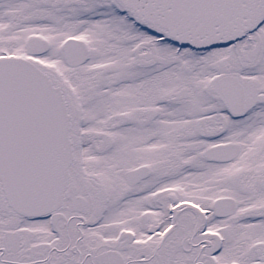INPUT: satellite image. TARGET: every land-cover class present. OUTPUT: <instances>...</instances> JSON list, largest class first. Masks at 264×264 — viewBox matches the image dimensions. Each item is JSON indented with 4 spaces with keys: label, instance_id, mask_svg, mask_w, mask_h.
I'll list each match as a JSON object with an SVG mask.
<instances>
[{
    "label": "snow or ice",
    "instance_id": "snow-or-ice-1",
    "mask_svg": "<svg viewBox=\"0 0 264 264\" xmlns=\"http://www.w3.org/2000/svg\"><path fill=\"white\" fill-rule=\"evenodd\" d=\"M0 264H264V0H0Z\"/></svg>",
    "mask_w": 264,
    "mask_h": 264
}]
</instances>
